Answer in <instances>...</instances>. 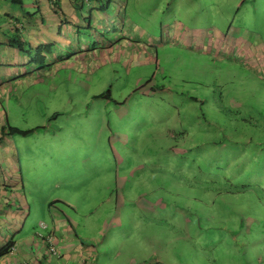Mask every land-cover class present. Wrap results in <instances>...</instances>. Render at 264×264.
Segmentation results:
<instances>
[{"label": "rangeland", "instance_id": "1", "mask_svg": "<svg viewBox=\"0 0 264 264\" xmlns=\"http://www.w3.org/2000/svg\"><path fill=\"white\" fill-rule=\"evenodd\" d=\"M129 1L128 15L138 24L140 34L146 35L137 39L149 44V38L153 36L150 46L152 59L146 61L142 57L140 60L143 64H131L133 58L125 59L124 54L120 59L118 54L108 58L107 54L101 56L98 51L96 62L102 61L103 64L90 72L71 64L84 55L80 52L83 41L74 39L71 46L67 47L60 43L61 36L52 35L51 44L40 49L42 55L50 59H45L44 66L41 67L43 73L40 80L36 76L33 81L28 76L29 89L23 92L16 91V88H11L10 91L5 83L0 82V124H10L13 129L22 132H12V128L8 127V134L13 136L7 138V143L0 145V160L1 157H7L8 163L14 161L13 164L16 165L17 150L24 172L35 175L33 180L39 178L41 181L43 174L48 175L52 168L59 167L52 170L50 176L53 180L50 183H44L42 188V182V185L33 188H42L47 193L44 198L54 200L66 195L77 207L81 204L82 208L77 210L79 215L84 216L78 218L83 225L95 224L97 221L102 223L103 217H107L109 213L111 215L108 216L113 219L114 211L119 210L118 195L123 191L126 202L121 205V219L123 223L129 219L133 224V229H130L132 237L128 240L130 252L136 251L138 254L144 249H148V253L161 251V255L172 256V261L177 255L182 257L179 260L181 264L185 261L186 264H194V257L195 264L227 263L229 254H224L221 258V250L213 251L209 259H203L189 228L187 234L180 224L176 232L172 230L177 226L175 222L182 219L178 218L183 213L180 207L188 211L184 213H187L185 216L194 217L197 224V219L199 220V228L219 230L217 227L222 224L227 233L233 234L234 240L240 227L244 225L256 224L257 231L264 232V224L254 221L251 211L246 224L243 215L239 213L254 210L253 198L234 199L223 195L227 193V188L220 183L212 189L213 194L208 195L212 199L217 197L218 209L211 208L212 203H207L209 199L198 200L196 197L189 200L181 194L193 188L184 180L177 182L172 179L170 176L177 177L178 174L170 171L168 166H174L176 171L179 169V177L182 179L189 171L185 166H180L181 162L171 160L170 153L166 154L160 148L159 141L163 142L161 137L165 133V120L167 119L169 126L172 123V118L167 117L169 106L176 115L181 113L176 109L179 106L176 98H180L176 91H183L186 95L189 94L190 87L199 91L206 88L207 93L215 96L218 86L223 84L228 97L242 98L244 103L240 108L250 107L245 111L247 116L253 112L252 108L259 109L264 114V0H162L164 4L175 7L176 23L181 34L187 35L185 43H170L166 33H160L159 18L164 15L159 16L155 10L158 9L154 8L156 0ZM134 5L141 9H135ZM34 7L31 8L32 12ZM63 7L66 11L69 8L67 6L66 9L65 5ZM40 13L51 14L56 32L60 24L56 13L49 11L48 6H42ZM112 13L117 15L116 12H109ZM139 14L142 19L145 18V22L137 18ZM111 24L112 29L103 34L104 41L100 42L102 45L108 44L107 38L127 33L121 31V23L116 18ZM197 28L206 36L194 38L193 32ZM61 29L60 34L63 36V25ZM222 39H225V44L221 42ZM55 40L56 43H52ZM217 42H220L218 46L215 45ZM212 44L213 48L220 50L218 54L210 51ZM129 46L132 48L131 42ZM61 47L62 50L56 53ZM98 48L100 46L89 56ZM29 54L27 59L31 60L35 55V47H32ZM214 56L219 60L217 66L212 62ZM11 63V57L6 54L1 65L9 66ZM34 64L35 62L31 63ZM227 65L229 69L226 68ZM21 66L14 68L22 69ZM31 68L33 67L29 65L28 72L31 76L39 73ZM6 70L15 75V71L8 68ZM1 72L6 73L4 69ZM161 85H165L163 96L161 92V95L147 93L149 89H158ZM171 89L172 95L168 96L165 91ZM161 96H167L168 99L166 97L163 100ZM115 101L119 103V107H115ZM117 109L133 111L129 118L121 122L116 121ZM165 109L168 114L164 112ZM211 112L214 114L211 120L214 119L222 130L218 138L220 141L228 144L229 141L239 142L244 137H250L249 129L244 126L246 120L230 119L228 116L218 119V115L213 110ZM247 125L250 126L248 123ZM211 131L209 128L207 132L210 134ZM172 132V136L177 139L175 129ZM172 136L168 140L175 143ZM189 136H193V131ZM192 152L193 150H189L187 156ZM151 153L155 156H150ZM219 158L220 165L217 166L212 164L214 159L210 163L209 159L199 161V169L209 173L216 166V173L220 177H229L238 171L229 167V164H224V156ZM74 190L76 195L72 194ZM77 190L84 193L82 199ZM128 195L130 197L127 199ZM159 200V205L166 206V212L157 210L154 205L153 208L148 206L150 203L157 204ZM150 209L152 212L148 211ZM230 216H237L238 222H233ZM211 218L219 222L210 224ZM154 222L158 224L156 229H152ZM162 224L164 226L160 228ZM208 224L211 229L207 227ZM208 230L204 229L202 234L208 233ZM171 232L179 236L178 244H170L175 243L172 241L176 239L169 236ZM166 238L173 239L169 245H166ZM257 240V236H246L237 241L245 245L243 253H247ZM255 255L258 256L254 258ZM245 260L246 264H264V246L245 257Z\"/></svg>", "mask_w": 264, "mask_h": 264}, {"label": "crops", "instance_id": "2", "mask_svg": "<svg viewBox=\"0 0 264 264\" xmlns=\"http://www.w3.org/2000/svg\"><path fill=\"white\" fill-rule=\"evenodd\" d=\"M129 2V0H101V2L94 0H56L54 2L52 0H19L12 3L10 0H0V82L5 83L10 91L11 88H16V91L23 92L29 89L28 76H30V80L34 81L36 76L40 80V75L43 73L41 67L44 66V63L42 65L40 63L31 65L33 62L27 59L30 56L29 53L10 46L9 41L12 33L22 35L33 47L39 44H51L50 40L54 34L58 37L61 36L59 38L60 43L67 47L71 46L74 39L83 41L81 42L80 52L84 55L71 64L79 69H88L90 72L100 68L103 64L102 61L96 62L98 51H100L101 56L107 54L108 58L111 55L118 54V59H120V56L124 54L125 59L130 58L131 60L133 58L131 64H143L140 60L142 57L146 61L151 60L150 46L153 36L151 39L149 38V44L146 41L137 39L146 35L140 34L141 29L138 24L128 15ZM64 5L65 8L69 6L68 9L66 8L67 11L64 9ZM42 6H45V8L48 6L49 11L56 13L58 16L60 24L56 32L53 29L55 23H52L54 18L51 14L41 15L40 8ZM33 7L34 12L31 11ZM134 7L135 9H141L139 6L134 5ZM155 7H158V9ZM154 8L159 16L164 15L159 18L160 33L165 32L170 43H178V41L183 43L187 39L185 37L187 35L181 34L179 25L176 23L178 21L175 16V7L164 4L162 0H156ZM110 11L116 12L117 15L109 14ZM151 14L152 12L149 15ZM109 18L111 19L109 20ZM115 18L121 23V31L124 30L127 33H119L115 37L107 38L108 44L102 45L100 42L101 40L104 41L103 34L105 31L108 32L112 29L111 23ZM137 18L145 22V18L142 19L140 14ZM45 21H47V25H45ZM62 25L65 31L63 36L60 34ZM193 34H195L194 38L196 39L206 36L199 28L195 29ZM224 40L222 39L221 42L225 44ZM188 41L190 43V40ZM129 42L132 43V48L129 46ZM52 43H56V40ZM219 44L220 42H217L215 45L218 46ZM98 46L100 48L90 57L89 55ZM62 48L56 50V53L61 51ZM211 50L216 54L220 52V50L213 48V44ZM49 52H51V49ZM6 54L11 57L12 63L9 66L1 65L6 59ZM46 60L50 61L49 58H46ZM212 62L217 66L219 60L217 61L214 56ZM20 65H22V69L14 68V66ZM29 65L33 67L31 69L38 70L39 73L31 76L28 72ZM7 68L10 71H15V75L9 74ZM226 68L229 69L228 65ZM3 69L6 73L1 72ZM164 86L161 85L158 89L156 87L149 89L147 93H159L160 95L162 93L163 96ZM218 87L215 96L207 93L206 88L199 91L190 87L191 89H188L189 94L186 95L183 91H176L180 95V98H176L179 105L176 109L181 113L176 115L171 106H169V114L167 109L164 110L168 114L167 117L172 118V123L169 126L167 119L165 120V133L161 137L163 142L159 141L160 148L164 149L166 154L170 153L171 160H177L182 164L177 165L185 166L186 170L189 171L182 179L179 177V169L176 171L174 166L170 165V168L168 166L170 171L178 174L177 177L173 176L174 178L170 176L172 179L177 182L184 180L188 186L193 188L181 195L189 200L196 197L198 200L209 199L211 202L207 200V203H212L211 208L215 209L218 199L217 197L212 199L208 195H212V189L223 183L227 188L225 191L227 193L223 195L232 196L234 199L239 197L243 199L253 198L254 210L239 212L244 217V223L246 224V218H248V213L251 211L254 221L264 224V114L259 109L256 110L251 107L253 112L247 116L245 111L250 107L240 108L241 104L244 103L241 100L242 98L239 99L236 96L230 98L227 96V90L223 84ZM165 92L168 93V96L172 95V89ZM166 97L162 99L166 100ZM115 105H117L115 107H119V103ZM137 108L139 107L137 106ZM212 110L215 115H218V119L228 116L230 119L246 120L250 126L247 123L244 126L249 129L248 135L250 137H244L239 142L229 141L228 144L220 141L218 138L222 130L217 126L214 119L211 120V116H214ZM116 111V121L124 122L133 110L125 112L117 109ZM194 120L195 122H193ZM8 127L13 128L10 124H0V145L7 143L9 141L7 138L13 136L8 134ZM209 128L212 129L210 134L207 132ZM173 129H175L177 139L172 136ZM191 131H193V136H189ZM169 136H172L171 139L175 140V143L168 140ZM189 150H193V152L187 156ZM15 153L17 154L15 158L18 160L16 165L13 164L14 161L8 163L7 157H1L0 160V250L9 245L8 250L0 254V264H181L179 260L183 258L178 255L172 261V256L161 255V251L159 253L155 251L148 253V249H144L138 254H136V251L130 252L128 240L132 237L130 229H133V224L129 219L125 223L121 219L123 208L121 205H125L126 202L123 191L122 194L118 195L119 210L114 211L113 219L108 216L111 215L109 213L107 217H103L102 223L97 221L95 224L91 223V225L80 224L78 218L81 219L84 216L79 215L77 209L82 208L81 204L77 207L76 203L73 204L66 195L58 196L54 200L44 198L47 193L43 192L42 188L53 180L50 176L52 170H57L59 167L52 168L48 175L47 173L43 174L42 181L39 178L33 180L32 177L35 175H28L24 172L20 154L17 150ZM221 155L226 158L224 164L227 163L232 169L238 170L236 173L229 177L227 175L220 177L216 173V166L220 165L219 161L221 159L219 157ZM150 156L155 155L151 153ZM207 159H209V163L214 159L212 164L216 165L212 167V171L209 173L203 172L198 166L199 161ZM8 172H10V175H8ZM208 181L210 182L208 183ZM41 183L43 184L41 189L33 188L34 186L39 187ZM199 187H202V189ZM78 192L79 195L81 194L82 199L84 193ZM72 194L76 195L77 193L74 190ZM129 197L130 195L127 199ZM159 204L160 200L157 204L150 203L148 206L153 208L154 205L157 210L162 209L166 212V206ZM180 208L183 217H178L182 219L175 222L177 226L172 230L177 231L179 224L185 230V234H187V230H192L195 246L203 259H209L213 251L221 250V258L224 254H229L228 257H230L227 263L223 262V264H240L241 262L246 264L245 257L255 253L259 247L264 246V232H258L255 227L256 224L240 227V232L232 240L233 234L227 233L222 224L217 227L219 230L209 231L206 227L199 228V220L197 219V224L194 217L185 216L187 213H184L188 211H185L183 207ZM148 211L152 212L151 209ZM230 219L235 223L238 222L237 216H230ZM218 222L215 218L210 219V224ZM154 223L152 229H156V225H158L156 222ZM165 223L166 220L163 224ZM163 224L160 228L164 226ZM207 227L211 229L209 224ZM204 229L209 232L202 234ZM169 236L176 239L172 241L173 239L166 238V245H169L170 241L175 242L170 243L171 245L178 244L179 236L177 234L171 232ZM246 236H257L258 240L247 253H243L245 245L237 240H242ZM51 245L55 247V253L50 250ZM257 256L255 255L254 258ZM192 260L195 264V257ZM184 264H186V261Z\"/></svg>", "mask_w": 264, "mask_h": 264}, {"label": "trees", "instance_id": "3", "mask_svg": "<svg viewBox=\"0 0 264 264\" xmlns=\"http://www.w3.org/2000/svg\"><path fill=\"white\" fill-rule=\"evenodd\" d=\"M12 3L14 2H18L19 0H10ZM53 2L56 1V0H52ZM94 1H100L101 0H94ZM80 5V4H79ZM18 34V33H17ZM13 34L10 41H9V44L11 47L13 48H18L20 50H23L25 51L26 53H31V49H32V45L30 44L29 41H27L22 35L20 34ZM43 46H48V45H43V44H39L35 47V55H33L31 57V61L35 62L36 63H40L43 64L44 61H45V55H42V52H41V48H43ZM44 65V64H43ZM12 132H15V133H22L20 130H17V129H11ZM24 134V133H23ZM9 248V245H7L6 247H4L3 249L0 250V254L6 252Z\"/></svg>", "mask_w": 264, "mask_h": 264}, {"label": "built area", "instance_id": "4", "mask_svg": "<svg viewBox=\"0 0 264 264\" xmlns=\"http://www.w3.org/2000/svg\"><path fill=\"white\" fill-rule=\"evenodd\" d=\"M50 250H51L52 252H54V253L56 252L55 247L52 246V245H51V247H50Z\"/></svg>", "mask_w": 264, "mask_h": 264}]
</instances>
